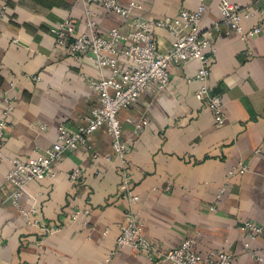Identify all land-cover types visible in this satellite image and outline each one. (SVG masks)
Masks as SVG:
<instances>
[{
  "label": "crops",
  "instance_id": "1",
  "mask_svg": "<svg viewBox=\"0 0 264 264\" xmlns=\"http://www.w3.org/2000/svg\"><path fill=\"white\" fill-rule=\"evenodd\" d=\"M135 2L137 15L178 19L194 10L200 0H120ZM223 0H204L201 28L219 17ZM264 9V0H227ZM0 99L8 97L13 109L6 117L3 149L9 157L31 161L54 145L58 126L76 129L98 105V93L88 78L111 73L85 56L71 57L68 47L55 44L53 29L66 18L78 32H89L82 0H0ZM98 31L107 36L112 27L128 33L130 22L92 5ZM260 24L262 32L249 39L229 32L222 24L214 35L210 92L223 96L226 121L220 125L207 102L196 97L202 86L198 60L170 71L168 88L144 91L139 100L119 113L123 139L130 146L127 172L138 203L124 199L121 160L114 155L105 126L89 137L90 148H80L55 162V177L28 184L40 193L36 213L25 215L9 197L13 186L6 176L8 159L0 160V264H166L130 247L118 248L125 211L133 206L145 237L166 248L185 238L195 240L197 252L224 249L234 254L232 264H264V236L244 250L246 220L264 224V15L243 22ZM161 50L174 35L160 27ZM131 61L118 60V67ZM4 106L0 102V120ZM146 119L135 136V122ZM98 153V156H94ZM242 161L248 171L230 175ZM81 168L77 181L70 179ZM227 182L224 193L221 188ZM24 206L29 203L24 200ZM88 210L86 213L85 211ZM79 212L78 219L73 216ZM37 219V222L34 220ZM60 226L54 233L45 227Z\"/></svg>",
  "mask_w": 264,
  "mask_h": 264
},
{
  "label": "built area",
  "instance_id": "2",
  "mask_svg": "<svg viewBox=\"0 0 264 264\" xmlns=\"http://www.w3.org/2000/svg\"><path fill=\"white\" fill-rule=\"evenodd\" d=\"M86 5L85 23L89 32H78L74 20L66 18L53 29L55 44L58 47H68L71 57L85 56L92 60L99 68L109 67L111 73L99 79L88 78L90 87L98 93L99 103L84 119V123L76 129H70L64 123L58 126L57 139L54 145L47 148L43 154L31 161H24L17 157H9L3 149L6 136V117L13 109V101L8 97L0 99L4 106V118L0 120V160L5 158L11 163V168L6 179L13 186L9 197L22 213L27 216L36 213L35 204L40 193H31L28 184L45 177H55L57 171L55 162L65 155L75 152L80 148H90L89 137L98 129L105 126L112 141L115 156L121 160L122 181L119 186L120 193L131 205L138 203L140 197L135 195L127 172V155L130 146L123 139V126L119 118L122 109L134 105L146 90L157 93L168 88L170 71L173 66H179L192 60L200 62L197 78L202 86L196 93L197 99L206 101L209 109L216 117L217 123L222 125L226 121L223 96L212 94L209 87L213 56L216 53L214 35L224 24L229 32L237 33L242 39H249L262 32L260 24L245 28L243 22L257 16L264 15V9L255 11L249 5L223 0L219 3V17L215 23L206 29L201 28V20L206 13L207 5L200 0L194 10H183L180 17L185 25L184 30H178V19L164 17L152 19L137 15L134 10L138 7L135 2L127 5L120 0H82ZM100 4L108 11L118 14L130 22L131 30L123 32L120 27H112L108 35L98 31L99 19L92 5ZM5 9L0 11V18ZM160 27L170 29L174 39L170 47L161 50L157 39L156 30ZM127 58L131 62L126 67H118V60ZM134 135L146 119L135 122ZM94 156H98L95 153ZM248 166L239 161L229 172L230 175L244 173ZM81 168L76 167L70 174L72 181H77ZM227 182L221 188L219 197L226 190ZM24 200L29 206H24ZM86 213L88 210L85 211ZM79 212L73 218L78 219ZM38 220L35 219L34 222ZM60 226H47L48 233H54ZM245 235L244 250H251V242L264 236V224L246 220L243 227ZM118 248L130 247L148 255L156 262L166 264H232L234 254L224 249H211L201 254L194 248L195 240L185 238L175 248H166L150 242L143 233V226L133 206L124 213V220L120 235L117 239ZM253 256L260 261L264 258L257 251Z\"/></svg>",
  "mask_w": 264,
  "mask_h": 264
}]
</instances>
